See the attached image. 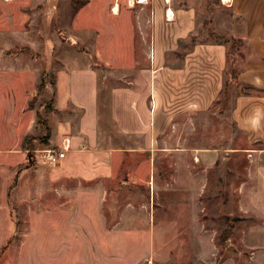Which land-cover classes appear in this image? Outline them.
I'll return each instance as SVG.
<instances>
[{
    "label": "rangeland",
    "instance_id": "rangeland-1",
    "mask_svg": "<svg viewBox=\"0 0 264 264\" xmlns=\"http://www.w3.org/2000/svg\"><path fill=\"white\" fill-rule=\"evenodd\" d=\"M93 1L98 0H0V264H260L263 219L245 210L242 187H250L247 149L261 145L237 129L231 100L224 107L221 95L206 112L180 114L176 129L160 143L221 149L215 167L204 171L187 151L129 152L142 142L125 135L129 125L113 114L124 107L113 103L121 88L140 83L139 69L152 62V10H137L134 1L145 20L134 25L131 68L113 56L114 50L125 55L129 49V23L113 15L118 3L124 18L129 0H99L110 11L97 24L94 6L82 11ZM192 1L198 7V41H210L214 33L230 38L215 30L220 14L230 20L223 12L227 0ZM234 39L235 59L245 47ZM84 49L97 69V133L118 148L108 154L118 162L113 176L97 177L83 168L72 174L66 162L49 166L36 159V151L62 147L65 140L55 133L67 118L77 129L82 110H58L53 83L63 61L89 62ZM98 155L83 151L75 161L91 169ZM177 162L183 164L181 179ZM190 166L207 178L200 194L190 188Z\"/></svg>",
    "mask_w": 264,
    "mask_h": 264
},
{
    "label": "crops",
    "instance_id": "crops-1",
    "mask_svg": "<svg viewBox=\"0 0 264 264\" xmlns=\"http://www.w3.org/2000/svg\"><path fill=\"white\" fill-rule=\"evenodd\" d=\"M134 1H137V10H152V17L149 19L153 25V47L151 54L148 52L152 62L148 61V66L139 69L142 78L140 83L131 87L125 86L115 93L118 98L117 103L114 101L113 105H117L119 109L122 105L124 108L119 112L115 110L113 114H116L119 120L123 117L129 125L125 130L126 136L139 137L142 142L141 148L129 146V152L175 151L181 154L187 151L197 163L204 166V171H208L217 165L222 155L221 149L160 143L168 136L169 131L176 129L180 114L206 112L220 98L227 78L229 47L210 41H198L192 49H181V43L189 41L197 31V1L187 0L180 3L178 0H129L124 18L118 3L113 13L119 20L125 22L127 19L125 23H129L127 53L124 55L120 50H114L113 53L121 65L134 68V25L138 21L142 25L145 20L142 11H135ZM224 5L223 12L230 15V20L225 21L220 14V25L215 30L228 34L231 39H241V47H245L235 54V68L240 72V80L230 86L231 118L249 143L261 145L247 149L252 157L248 174L250 187L248 191L245 186L242 187L243 199L246 201L245 210L261 217L263 221L259 227L264 228V0H229L224 2ZM92 6L96 12L95 19L99 16V19L93 22L97 24L101 19L105 21V16L110 10L99 0L88 4L82 11ZM215 12L216 10L213 11ZM96 52V55L101 57L99 47ZM83 56L89 60L86 65L71 66L63 61V66L56 70L57 109L65 113L69 107L74 106L82 110V115L77 120L76 131L72 121L67 118L55 135L69 140L71 144L72 150H69L67 156L70 158L63 161L66 162V171L79 174V170L83 168L97 177L113 176L118 162L108 154L116 155L114 153L118 152V148L104 143L97 133L100 95L97 69L87 57V53ZM83 151L99 154V160L93 168H87L84 163L75 161ZM105 154L107 157L103 158ZM148 163L146 160L145 164ZM191 166L189 185L196 194H200L204 190L203 187L208 185V181L205 176H200L199 172L194 173ZM147 167L149 170L153 169L151 165ZM176 168L181 179L183 164L177 162ZM257 259L260 264H264V260Z\"/></svg>",
    "mask_w": 264,
    "mask_h": 264
},
{
    "label": "trees",
    "instance_id": "trees-1",
    "mask_svg": "<svg viewBox=\"0 0 264 264\" xmlns=\"http://www.w3.org/2000/svg\"><path fill=\"white\" fill-rule=\"evenodd\" d=\"M87 2H85L82 6H84ZM80 6V7H82ZM199 37L197 36H192L191 37V41H190V49H192V47L194 46V44H196L198 42ZM210 42L212 43H217V44H224L227 45L229 47V51H228V55H227V61H228V66H227V78L225 80L224 83V87L223 90L221 92V95L223 97V101H224V107H228V102L230 99V86L232 83H238L239 82V76H240V72L239 70H237L235 68V59H234V54L233 51L236 47V41L235 39H231V38H227V37H223L220 36L218 34H212ZM84 52H87L85 49L83 50ZM229 76V78H228ZM53 85H55V90H56V84L55 82L53 83ZM47 132L50 134L51 130L49 127H47ZM48 134V135H49ZM30 139L29 136H26L23 140V146L26 148L27 142Z\"/></svg>",
    "mask_w": 264,
    "mask_h": 264
},
{
    "label": "built area",
    "instance_id": "built-area-1",
    "mask_svg": "<svg viewBox=\"0 0 264 264\" xmlns=\"http://www.w3.org/2000/svg\"><path fill=\"white\" fill-rule=\"evenodd\" d=\"M70 147V141L65 139L62 147H46L40 151H36L37 153H39L38 155H36V159L45 165L56 166L58 164H61L67 158Z\"/></svg>",
    "mask_w": 264,
    "mask_h": 264
},
{
    "label": "water",
    "instance_id": "water-1",
    "mask_svg": "<svg viewBox=\"0 0 264 264\" xmlns=\"http://www.w3.org/2000/svg\"><path fill=\"white\" fill-rule=\"evenodd\" d=\"M228 245H230V241H228Z\"/></svg>",
    "mask_w": 264,
    "mask_h": 264
}]
</instances>
